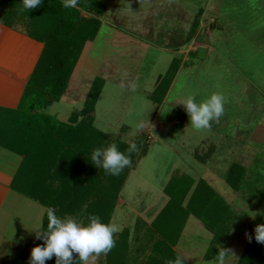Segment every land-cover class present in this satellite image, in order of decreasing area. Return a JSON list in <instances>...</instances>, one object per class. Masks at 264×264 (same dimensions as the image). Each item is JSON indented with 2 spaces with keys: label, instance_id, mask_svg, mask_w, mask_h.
<instances>
[{
  "label": "rangeland",
  "instance_id": "374dc122",
  "mask_svg": "<svg viewBox=\"0 0 264 264\" xmlns=\"http://www.w3.org/2000/svg\"><path fill=\"white\" fill-rule=\"evenodd\" d=\"M100 1L106 4L107 11L100 17L102 29L96 35V37L100 36L91 50L92 59L85 76L87 81L82 83V85L87 84L84 88V91H87L95 76L102 78L105 82L95 105L94 125L107 133L108 137L119 138L124 142H131L136 137L137 140H142V144L148 145L146 154L138 160L135 168L131 169L121 194L119 192L121 201L126 202V205L118 210L115 205L114 211H116H113V220H117V224L122 221L121 223L126 224L124 227H128V223L134 219L133 215L136 216L134 210L139 211L138 206L144 210L145 200L149 197L147 191L150 188L155 186V192L159 197L162 196L163 186L168 188L167 185L170 184L168 178L181 162L179 155L176 154L179 151L177 147L183 146L186 152L188 150L192 153L194 144L200 137L199 134H194L184 107L180 103L186 97L194 96L196 101L200 102L213 93L222 95L224 97L223 115L219 120L211 122L209 130H203L210 139L215 140L220 133L225 134V137L230 136L229 134L235 135L233 131L240 129L242 125L246 131L244 135L239 136V139L246 137L243 140H248L246 134L250 132L257 120L254 114L258 116L261 108H264V50L249 43V40L254 38L248 36L254 34H250V27L246 29L244 25L246 23L251 25V21H256V18L248 16L249 13L243 7V0ZM4 3L6 0H0V12L3 11L1 4ZM224 5L236 6L237 13L230 10L227 15V12L224 13L221 10ZM199 9H201V15L198 17L199 25L195 34L187 41L188 36L191 35L192 22ZM233 14L239 17H230ZM81 15L87 14L82 12ZM27 20L28 18L25 19ZM17 27L24 31L26 29L23 23H19ZM207 55L213 58L212 67L207 65L205 68L200 63L207 58ZM175 58L180 59L183 65L177 70L178 75L175 74V79L172 81L174 86L171 85L168 93L173 94V103L176 100L175 95L179 98L174 105L170 103L172 107L169 104L162 106L159 103L153 104L147 97L165 73H170V62ZM233 77L236 79L234 86L239 85L240 82L243 83L238 100L237 97L229 98V89H224V84L230 83ZM77 92L74 89L72 93L73 97H78L77 103H74L76 105L74 110L80 109L81 106V98ZM63 108V105L58 103L54 106L50 105L47 111L51 113L52 109H58L61 116ZM173 109H177L182 114L181 121H178L180 125L185 123L189 128L175 129V122L169 118ZM182 135H184V141ZM143 148L142 145L140 149ZM254 149V159L257 160L259 152L257 154V148ZM186 156L189 157V154ZM256 164L255 161L249 165L246 164L248 176L244 181L250 179L248 186H253L252 191L258 190V193L254 194L256 201L252 200V202L258 207L257 211L264 212V168ZM166 179H168L167 182ZM80 192L85 193V190L80 189ZM94 192L95 197L103 195L102 192ZM134 205L137 207H133ZM145 209L148 210V208ZM252 209L250 211H256ZM40 210L43 211L44 208L40 207ZM178 213L184 217L187 211L183 209ZM147 214L143 216L147 217ZM244 214L248 220H253L246 212ZM258 218L260 223H264V217L257 215L256 219ZM233 221L232 217L229 221L227 220L229 223ZM250 221H248L250 227L253 224L256 225ZM141 223L138 220V224ZM142 228L141 234L149 235L151 240L161 237L160 233L154 231L150 225L144 224ZM240 230L238 228L235 231L236 235L240 234ZM252 230L254 228L250 229V233ZM229 231L227 229L224 235L227 236ZM133 243L131 239L128 244L130 264L135 263L132 259L136 254L141 253L137 256L136 263L143 264L146 259L152 257L154 251L156 255H159V259L164 251L152 249V243L148 242L146 247L143 243L141 252L137 253L136 249H133ZM221 244L216 247L219 249L222 247ZM165 245H169L168 257H173L171 252L176 255L172 250L173 244L169 240L165 241ZM233 250L234 252L231 253L235 258L226 257L224 264H236L238 261L240 257L237 254L238 248L234 246ZM13 251L18 252L19 248L10 249L9 256L14 253ZM21 251L24 252L22 249ZM25 253L18 252L17 256L29 261L30 254ZM102 256L101 254L90 258L88 264H100ZM204 264L210 263L204 262Z\"/></svg>",
  "mask_w": 264,
  "mask_h": 264
},
{
  "label": "trees",
  "instance_id": "16d2710c",
  "mask_svg": "<svg viewBox=\"0 0 264 264\" xmlns=\"http://www.w3.org/2000/svg\"><path fill=\"white\" fill-rule=\"evenodd\" d=\"M1 6L2 24L17 27L23 23L25 33L43 44L18 108L0 107V145L21 156L10 187L44 206L45 227L48 208H53L60 218L72 217L87 222L89 216L96 215L102 222L110 223L117 196L131 169L146 154L148 145L136 137L131 142L108 137L94 125L95 105L105 83L98 76L91 82L81 108L73 110L66 121L44 112L66 91L84 46L96 38L101 28L100 17L107 11L106 4L100 0H79L76 8L65 9L63 0H42L39 8L28 12L23 10L21 0H6ZM82 12L87 15L82 16ZM200 13L201 9L192 22L187 41L195 34ZM181 64L178 58L170 62V73L166 72L148 95L151 101L162 102ZM169 118L175 122V129L180 127L178 121H181L182 114L177 109L172 110ZM133 142L138 151L131 155L132 165L118 176L108 175L90 161L94 148L116 143L121 151H125ZM142 145L144 148L140 149ZM94 191L103 195L95 197ZM168 194L169 201L150 224L161 236L153 240L152 249L164 251L160 259L154 251L143 264H168L177 257L172 252L173 257H168L170 249L165 245L167 240L174 243L176 239L169 238L177 232L179 234L182 228V224L174 223L178 212L173 204L175 192L169 190ZM220 208L224 210L223 206ZM196 215L213 235L210 249L206 250L203 259H216L219 252L216 246L226 240L228 235L224 233L230 223L224 221L223 212L214 216L212 222L202 214ZM229 216L231 218L232 213L229 212ZM114 239L116 246L107 255L102 254L100 264H130L129 228L123 227ZM46 264H55V257ZM75 264H80L78 258ZM236 264H264V245L247 240Z\"/></svg>",
  "mask_w": 264,
  "mask_h": 264
},
{
  "label": "crops",
  "instance_id": "0c3cea01",
  "mask_svg": "<svg viewBox=\"0 0 264 264\" xmlns=\"http://www.w3.org/2000/svg\"><path fill=\"white\" fill-rule=\"evenodd\" d=\"M224 1L225 0H223V2ZM243 7L244 10L249 13L248 16L250 18H256V21L249 19L252 20L250 23L251 25H248V23L244 25L246 29L250 27V34H254L253 36H248L249 38H254L249 40V43L254 44L256 48L258 47L264 50V0H243ZM221 10L224 13L227 12L228 15V11L232 10L233 13H237L238 9L236 6L224 5ZM234 16L239 17V15L235 14L230 17ZM100 29H102V27ZM99 36L92 42L86 43L76 67L70 76L66 91L59 101L51 104V106L58 103L62 104L65 108H63L62 115H59L60 112L58 109H52V112L48 113L47 108L50 105L44 109V112L54 116L57 120L66 121L70 113L74 110L76 106L74 103H77L78 98L73 97L72 93L74 89L76 92L81 90V92H77V94L79 93L80 95L79 98H81L80 102L82 106L88 91V89L84 91L87 84L82 85V83L87 81L85 76L90 67V60L92 59L91 50ZM42 49L43 44L29 37L24 30L18 27H9L0 22L1 108L11 110L18 108ZM208 56L209 55L200 63L203 64L205 68L207 65L212 67L211 61L213 58L212 56ZM181 65H183V62ZM197 65L196 67H198ZM83 66L85 68H83ZM177 75L178 74H176V76ZM230 81V83L227 82V85L224 84V89H229V98L235 99V97H237L238 100L239 91L242 90L243 83L240 82L239 85L234 86L236 82L234 77L230 79ZM170 87L168 90H170ZM168 92L169 91H167L162 99L160 103L161 106L164 104L170 105V103L174 105L175 101L178 100L179 97L175 95L176 100L173 103L172 99L174 96ZM147 98L149 99V97ZM153 104H155V102H153ZM170 107L172 106L170 105ZM260 112L258 116L254 114L257 118L256 124L252 125L250 132H246V135H248L247 141L243 140L246 139V137L241 140L239 139V136L242 134L244 135L246 131V128L242 125L240 129H235L233 131L235 135L229 134L230 136L225 137V134L220 133V135H218L219 137H216L215 140L210 139L204 130L192 129L194 134H199L200 137L197 138L198 141L194 144L195 148L192 153L188 150L186 152L183 146L182 148L181 146L177 147L179 151L177 150L178 152H176V154L179 155L181 162L170 174L171 177L169 176V180L166 179V182L168 180L170 183L167 185L168 188H164L163 186L161 190L162 196L160 197L157 195L158 193L155 192V186L150 188L149 191H147L149 197L145 200L146 206L148 207L145 206L143 210L141 206H138L139 211L133 209L136 216L133 215L134 219L128 223L129 243L132 239L134 242L133 249H136L137 253L141 252L143 243L146 247L148 242H153L149 235L141 234V229L143 230L142 227L144 224L150 225L152 220L165 207L170 199V195L168 194L169 190L175 192L173 204L177 207V211H183V209L187 211L184 217L177 212L178 217H176L174 223L178 224V226L182 224V228L179 234H177L178 232L175 234L176 231H174L176 236L174 235L173 238H169L171 240L176 239L174 243H171L173 244L172 250L176 255L182 257L187 264H204V262L214 264L216 259H203L206 250L208 248L210 249V245L212 244V231L205 227L196 213L202 214L203 217L209 218L212 222L214 216L218 215V213L222 214V212L225 217V222L227 219H230L229 212L232 213L234 221L230 223L229 234L225 242L221 244L222 247H219V249L234 252L233 249L234 246H236V248H238L237 254L240 255L242 253L247 242L245 234H250V229L255 227L254 224L250 227L248 222L250 220H248L244 212H246V210L250 211L252 208L256 209V211L258 210V207L254 205L256 201L254 194L258 193V190L252 191L253 186H248V181H250V179L244 181L245 177L248 176L246 164L249 165L251 162L255 161L258 167L264 168V108H261ZM152 119L154 121V117H152ZM247 125L249 124L247 123ZM181 127L182 129L183 127L189 128L185 123L184 125H180L178 129ZM182 137L184 141V135H182ZM254 148H257V154L259 152L257 160L254 159ZM187 154H189V157L186 156ZM20 162L21 156L19 154L0 145V264H27L28 259H20L17 256L18 252H26L25 254L29 255L31 248L41 243V240L36 239L35 233L32 230L39 227L41 219L44 218V206L10 187ZM120 194L116 202V210L126 205V202L124 203L121 201ZM252 200H254V202H252ZM221 206H223L224 210L220 208ZM40 207L44 208V210H40ZM133 207L137 206L134 205ZM145 208H148V210L150 209L149 212ZM140 210H142V212ZM193 211L196 213H193ZM143 214H147V217L143 216ZM138 220L142 223L138 224ZM110 222L117 224V220L114 221L113 218H111ZM121 222L119 221L117 225L124 227L126 224ZM250 222L260 224L259 218L256 219V217ZM238 228L241 229L240 234L236 235L235 231L238 230ZM13 248H19V251H13L14 253L9 256V250ZM21 249L24 250V252H22ZM193 251L196 252L193 253ZM140 254L134 256V264H137L135 260ZM186 257L187 259H185Z\"/></svg>",
  "mask_w": 264,
  "mask_h": 264
},
{
  "label": "clouds",
  "instance_id": "9594fccd",
  "mask_svg": "<svg viewBox=\"0 0 264 264\" xmlns=\"http://www.w3.org/2000/svg\"><path fill=\"white\" fill-rule=\"evenodd\" d=\"M79 0H63L65 9H73ZM26 12L40 7L42 0H21ZM188 116L189 124L195 130L209 129L211 122L219 120L224 112V97L213 93L197 102L194 96L186 97L180 102ZM188 124V125H189ZM138 151L136 143H130L125 151H121L116 143L94 148L90 153V161L97 169H103L108 175L118 176L125 168L132 165L131 155ZM249 218L257 215L264 217V212L247 211ZM47 224L43 219L32 231L38 240L43 241L31 248L28 264H46L55 257V264H88L90 258L101 254L107 255L115 246L114 235L122 229L115 223H104L99 216L91 215L87 222L72 217L60 218L53 208L46 212ZM249 243L264 245V223L256 224L252 234L246 233ZM75 256V259H74ZM235 256L226 250H219L214 264H224L225 258ZM168 264H184V259L177 256Z\"/></svg>",
  "mask_w": 264,
  "mask_h": 264
}]
</instances>
